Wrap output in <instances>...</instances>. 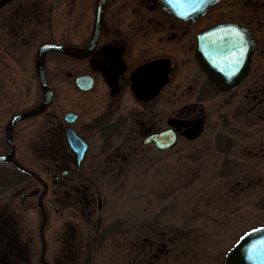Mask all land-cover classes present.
Listing matches in <instances>:
<instances>
[{"label":"flooded vegetation","instance_id":"1","mask_svg":"<svg viewBox=\"0 0 264 264\" xmlns=\"http://www.w3.org/2000/svg\"><path fill=\"white\" fill-rule=\"evenodd\" d=\"M48 43L65 48L39 55ZM211 71H223L222 82ZM84 75L90 84L78 85ZM45 91V105L14 119ZM72 136L84 142L80 159ZM182 151L193 170L207 158L223 171L264 170V0H217L191 16L154 0H0V264H55L59 250H80L79 240L86 260L64 264H226L250 228L227 243L211 226L155 227L146 212L104 227L95 216L106 208L97 175ZM24 202L42 214L39 256L37 241H22ZM105 245L107 253L124 247L126 261L95 259Z\"/></svg>","mask_w":264,"mask_h":264},{"label":"rangeland","instance_id":"2","mask_svg":"<svg viewBox=\"0 0 264 264\" xmlns=\"http://www.w3.org/2000/svg\"><path fill=\"white\" fill-rule=\"evenodd\" d=\"M60 57L61 55L54 54V59L57 61H60ZM61 93L66 94L65 92ZM61 93H59V99ZM39 150L41 149L38 148ZM185 152H178L174 155L172 152L162 153V155L150 153V164L146 169L142 168L141 164L135 166L144 160L140 157L141 160L129 163L134 166L114 172L111 177L97 175L99 190L105 197L104 207L106 208L97 212L95 216L101 213L103 227L106 226L104 225L106 222H110L114 218H117L118 223L125 224L127 213L131 211L134 212V218L142 217L141 213L146 212L149 213L150 219L153 218L155 227L165 229L173 224L172 222H181V227H198L203 230L210 229L211 226L214 227L213 230H216L218 235L227 236L226 242L231 243L242 230L264 223V170L245 172L228 167L223 171L206 163L210 158L204 162L200 161L199 166L195 167L197 169L193 170V159ZM133 159H137V157H133ZM38 163L43 164L42 160ZM42 168L43 166L39 165L37 173L46 179L47 171ZM23 180L24 185L21 190L24 191L25 187L29 186L25 184L28 180ZM35 183L33 182V184ZM23 204L20 212L26 232L22 231V234H25L21 235L22 241L26 240L28 243L30 239L37 241V255L39 256L41 238L38 228H40L42 214L39 208L35 211L27 203ZM35 214L37 232L32 226ZM70 215L73 216L74 213L70 211ZM211 218L213 219L210 220ZM73 221H75V227L80 228L78 220ZM217 222L220 223L216 225ZM139 230L140 228L135 224L133 230L135 243L136 238L137 240L141 238L142 232L139 233ZM49 233L48 225L45 224V238ZM221 241L222 239H219V244L222 243ZM107 242L108 239L101 243ZM109 243L111 244V242ZM23 244L25 243L23 242ZM82 244L83 242L79 240L80 250L79 247H74L73 252L67 253L69 257L64 255L63 250H59L56 253L55 264H64L67 259L86 260L88 251L85 249L87 247H82ZM102 248L104 250L101 249V252H98L97 248L94 253L95 259L96 254H102L100 260L107 259L111 263L116 260L118 262L126 261L124 247L123 249L118 247L117 251H111L112 253H107L105 249H109V247L106 245ZM53 249L55 250L57 247H53ZM137 252L136 249L134 252L136 256ZM26 254L28 252L24 256ZM136 256L135 258H137ZM37 264L42 263L38 260Z\"/></svg>","mask_w":264,"mask_h":264},{"label":"water","instance_id":"3","mask_svg":"<svg viewBox=\"0 0 264 264\" xmlns=\"http://www.w3.org/2000/svg\"><path fill=\"white\" fill-rule=\"evenodd\" d=\"M160 3L165 9L169 11H173L179 13L183 16H191L198 13L203 12L207 7H209L216 0H154ZM216 27L211 28L213 33H217L214 31ZM62 49L65 48L63 45L59 44H46L39 48V55L45 49ZM222 58H214V66H222L221 62ZM222 72L223 71H211V77L215 82H222ZM234 73V71H230ZM81 79L78 78L77 81ZM50 95L49 92H46L45 99L43 102L35 107L34 109H30L29 111L23 112L18 116H22L26 113L31 112L43 105H45L49 101ZM70 143L73 145L74 149L77 151L78 158L81 157L82 151L84 147H79V139L76 137L69 138ZM226 264H264V225L258 226L247 231L244 235H242L236 243L231 247V249L227 253Z\"/></svg>","mask_w":264,"mask_h":264}]
</instances>
